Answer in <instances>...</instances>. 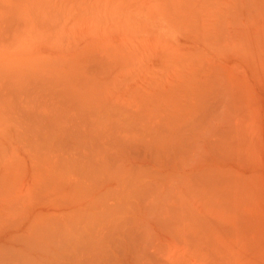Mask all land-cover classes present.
I'll return each instance as SVG.
<instances>
[{
  "label": "bare ground",
  "instance_id": "bare-ground-1",
  "mask_svg": "<svg viewBox=\"0 0 264 264\" xmlns=\"http://www.w3.org/2000/svg\"><path fill=\"white\" fill-rule=\"evenodd\" d=\"M7 198L0 264H264V0H0Z\"/></svg>",
  "mask_w": 264,
  "mask_h": 264
},
{
  "label": "rangeland",
  "instance_id": "rangeland-1",
  "mask_svg": "<svg viewBox=\"0 0 264 264\" xmlns=\"http://www.w3.org/2000/svg\"><path fill=\"white\" fill-rule=\"evenodd\" d=\"M18 171L15 173V174H17V176H16V178H15V182H13V184H14V187L15 186H21L22 184H23V182H24V179H25V177H23L24 175H22V173L23 172H25L23 169H21V168H19V169H17ZM21 180V181H20ZM18 181V182H17ZM20 181V182H19ZM21 188V187H20ZM8 201H11V199H3L2 201H0V212H3V211H5V209H7V208H10V207H7L6 208V203L8 202ZM2 203H5V204H2ZM11 203L13 204V202L11 201ZM5 206V207H4ZM4 208V209H3ZM11 212V211H10ZM6 214V213H5Z\"/></svg>",
  "mask_w": 264,
  "mask_h": 264
}]
</instances>
